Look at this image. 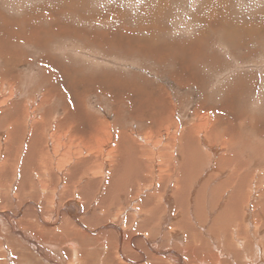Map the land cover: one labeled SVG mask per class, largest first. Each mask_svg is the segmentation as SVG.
<instances>
[{
    "label": "bare ground",
    "instance_id": "1",
    "mask_svg": "<svg viewBox=\"0 0 264 264\" xmlns=\"http://www.w3.org/2000/svg\"><path fill=\"white\" fill-rule=\"evenodd\" d=\"M55 5L57 6V4ZM69 6L68 9L71 10L72 8ZM156 7L158 6L156 5ZM25 9L21 8L17 11L20 13L23 10L24 14V11L27 10ZM34 12L37 16L41 13L48 17L55 16L53 11L46 9H43L41 13L39 9L34 10ZM27 16L29 17V20L26 19L27 23L35 22L36 19L40 18L37 16L35 18L31 13ZM2 18L4 19L3 15ZM58 19H55V24L62 18ZM27 23L25 24L27 25ZM211 23L210 25H212ZM4 24L7 25L6 22ZM16 25L18 26V20L12 26L15 27ZM60 27L62 26L60 25ZM45 29L41 31L47 34ZM82 33L80 32V34ZM25 37L31 43H35L39 38L35 30L29 32L28 36ZM57 37H60V34ZM130 38L132 37L130 36ZM141 40L144 38L141 37ZM6 44L3 46H8V43ZM4 49L7 47L2 49L5 52ZM171 57L173 62L174 57ZM4 58L3 61L6 60ZM8 58L10 59V57ZM51 58L53 59V57ZM49 66L51 69V64ZM177 68L179 69V67ZM53 70L55 69L53 68ZM59 73L60 71L58 77H60ZM65 73H63L64 76ZM49 74L46 75L50 76ZM99 77L102 76L99 75ZM108 77L113 78L109 75ZM115 78L118 79V77ZM88 80L86 79L87 82ZM119 80L121 81V79ZM61 81L64 80L61 79ZM114 81L115 79L108 83L114 84ZM96 83L98 81L94 84L97 85ZM108 83L106 82V84ZM83 84L85 85V83ZM83 84L82 86H84ZM88 84L90 83L88 82ZM116 84H118L117 81ZM106 87L108 86L106 85ZM80 88L82 89V87ZM91 89L94 90L93 87ZM139 89L141 88L139 87ZM148 90L146 89V91ZM133 91L135 90L133 89ZM87 94L89 95V93ZM115 94L117 95L118 92ZM144 95L146 94L144 93ZM54 97L56 95L54 96L48 90L42 94L40 101L42 104L48 102L52 104ZM117 101L119 102L118 98L113 103H117ZM135 101L137 103V100ZM5 102L0 100L1 115L13 112V108H17L19 105L13 103L15 106L9 105L8 109H4ZM171 104L173 103L170 102L169 106L172 108ZM50 106L52 105L48 104V107ZM152 106L151 104L148 108ZM24 107L17 116L9 117L11 118L10 122L0 124V139L3 136L7 141L5 142L7 145L0 142V149L4 148L3 152H0V222L2 224L0 226V238L4 242L8 239L10 250H13L9 252L14 261L19 262L27 258L22 257V250L21 252L20 249L19 251L16 250L17 246L12 242L14 237L7 236L8 232L9 234L13 232L16 244L20 246H23L22 242L25 246L27 244V247L29 246L31 250L48 262L53 259L50 257L49 251L57 250L59 252L65 251L64 258H67L70 264H87L93 260L92 258L96 259L97 257L98 261L102 260L100 264H226L228 263L225 262L226 258L232 260L231 264H236L238 261L239 264H264V206H262L264 202L261 205L262 209L259 205V208L257 207V201H260L263 196L258 195L259 187L257 185V187L251 188L244 183L245 176H249L246 174L247 172H254L255 170V172L261 173L260 170L264 167V155L253 151L257 147V145H253L255 143H250V145L245 141L243 143L245 145L240 148L239 145H242V140L232 144L231 139L228 140L225 137L226 140H223L225 148L221 152V148L218 147L220 141L217 142L220 139L219 135L216 136L215 133H207L208 131H206L207 135L202 136L201 133L199 134L202 126L198 127L197 125L195 132L189 131L193 137L199 135V144L185 154V151L182 150L183 146L180 145L181 138L184 137L179 136L178 132L172 134L169 138L170 141L167 138L170 146L164 147L165 140L162 139H155L156 141L151 143V140L149 141L151 137L143 141L144 138L128 136L123 132H116L115 135L113 124L101 121L102 119L99 118L96 119L95 116L86 117L83 121H76L72 117L65 116L54 122L52 118L43 117L47 112L43 113L42 117H37L36 114L38 113L35 114V111L41 110L42 105H35V107L24 105ZM144 108H141L142 112ZM154 109L156 110V108ZM174 110L173 108L168 119L164 116V118L159 119L161 129L165 128L169 131L171 126H175L176 130H179L180 126L178 122H175ZM197 112L199 113V111ZM30 113L35 115L30 117ZM4 117L7 118V116ZM2 119L3 117H0V123ZM85 126L89 128L88 133ZM15 137L19 138L20 141L16 152L18 155L13 156L10 155L9 149L13 145L8 140ZM38 138L40 140H37ZM48 138L52 140L51 146L54 149V157L50 155ZM148 146H152L151 149ZM250 146L254 148L251 147L250 149ZM71 149L74 151L73 154L70 153ZM151 150H154L153 153ZM84 153L87 154L85 157H83ZM216 158L218 160L214 163ZM74 159L77 160L75 164L73 163L75 162ZM100 160L102 161L99 163ZM20 163H22L21 166ZM24 164L31 166V172L25 171L29 175L27 183L22 182V180L17 181L18 172L23 170ZM24 170L27 169L24 168ZM183 170L186 174L182 172ZM211 173L214 180L209 179ZM255 175L257 173L251 174L252 178ZM183 177L186 178L183 180ZM201 197L202 199H200ZM253 203H256L255 212L250 210L252 208L249 209L250 204ZM258 204L260 203L258 202ZM198 208L209 212V215L207 213L206 218L199 217L201 210ZM6 209L12 211L6 212ZM213 212H219L214 221L211 220ZM217 224L220 225L216 226ZM188 225L194 228L192 232L189 231ZM6 231L8 232L6 233ZM137 243L142 244V246L139 247ZM1 244L0 249L3 248V242ZM29 248L27 250H30ZM27 250L26 253L33 255ZM97 250L99 251L97 252ZM26 253L24 254L26 255ZM190 254H192L193 259L188 258ZM6 255L8 254H0V259L5 260ZM0 264L3 263L0 262Z\"/></svg>",
    "mask_w": 264,
    "mask_h": 264
},
{
    "label": "rangeland",
    "instance_id": "2",
    "mask_svg": "<svg viewBox=\"0 0 264 264\" xmlns=\"http://www.w3.org/2000/svg\"><path fill=\"white\" fill-rule=\"evenodd\" d=\"M70 1L71 5L69 4ZM156 5L158 7L155 8ZM68 6L72 9H68ZM20 7L22 9L27 7V10L24 11L26 16L23 14V10L22 13L18 12L21 10ZM37 9L40 13L43 9L53 11L55 16L48 17L43 13L37 16L34 12ZM30 13L35 18L36 16L40 17L36 19V23L26 22V19L29 20L27 15ZM212 14H215V17ZM0 15V35L4 36H0V93L2 92L0 100L6 101L4 109L14 105L13 103L19 104L18 109L13 108L14 113L11 111L8 114H0V117H3L0 124L10 122L12 116H17L24 105H33L34 107L35 105H42L41 110L35 111V114L38 113L36 114L38 118L46 112L43 117L52 118L54 122L65 116L72 117L76 121H83L86 117L95 116L96 119L99 118L102 119L101 121L113 124L115 135L116 132H123L128 136L144 138L143 141L151 137L149 139L151 143L156 141L155 139H162L165 140L164 147L170 146L169 138L174 132H178L179 136L184 137L181 138L180 145L183 146L182 150L185 151V154L199 144V135L193 137L189 131L195 132L198 125V127L202 126V129L204 127L199 132L202 136L209 132L215 133L216 136L219 135L220 139L217 142L220 141L218 147L221 148V152L225 148L223 140L227 137L226 139H231L232 144L242 140V145H239L240 148L245 145L243 144L245 141L249 144L255 143L253 145H257L255 148L257 150L253 149V151L264 155V0H0ZM58 18L62 19L55 24V19L59 20ZM205 18L210 20L207 21L208 19ZM16 20H18V26L13 27L12 25ZM63 22L65 24H62ZM43 29L47 34L42 33L41 30ZM34 30L38 33L39 38L35 43H31L25 36ZM57 34H60V37H57ZM141 37L144 40H141ZM6 43L8 46H3ZM128 44L130 45L128 46ZM5 47L7 49H4V52L2 49ZM42 52L43 54H41ZM171 56L174 57V63ZM3 58L6 60L3 61ZM44 62L46 63L44 64ZM52 62L55 64L53 65ZM176 63L178 64L175 65ZM49 64H51V69H49ZM185 65H187L186 68ZM177 70L179 71L177 72ZM59 71L60 77H58ZM70 72L73 74L71 75ZM185 73L187 74L185 75ZM95 75L102 77L98 78ZM108 75L113 78L111 79ZM91 76L95 77L92 78ZM46 78L48 79L45 80ZM60 78L64 81L62 82ZM86 79H89L88 82L91 85ZM113 79H115L114 84H109L108 82H113ZM97 81L98 83L95 85L94 83ZM116 81L118 84L115 85ZM81 82L85 85L82 86ZM102 84H106L108 87ZM76 85H80L79 88ZM92 87L94 90L91 89ZM133 89L136 93H133L135 92ZM146 89L150 90L146 91ZM48 90L56 97L53 98L52 104L50 102L42 104L41 96ZM83 90L84 92H82ZM111 91L118 92V94L116 95ZM117 98L119 102L113 103L116 102ZM148 100L150 102H147ZM170 102L173 103L171 104L172 108L169 106ZM150 103L153 105L152 109L148 108ZM48 104L52 106L48 107ZM139 107H145L143 112ZM173 108L175 109V122L179 123L180 132L176 130L175 126L169 127V131L165 128L161 129L159 126V119L164 117L168 119ZM153 109L155 112L157 111V115ZM139 112H141L140 120L138 119ZM35 114L30 113V117ZM88 129L85 126L87 133ZM206 131L208 132L206 133ZM9 141L13 145L11 148L9 147L10 155H18L16 152L20 139L15 137ZM48 141L50 142L48 144L50 155L54 157V149L51 146L52 140L48 138ZM0 142L7 145L5 143L7 142L6 138L3 136ZM148 147L151 149L152 146ZM251 147L254 148L250 146V149ZM234 148L237 149V147ZM72 149L71 154L74 152ZM3 150L2 147L0 152ZM153 151L151 150V153ZM86 155L84 153L83 157ZM217 160L218 158L215 159L214 163ZM73 161L75 164L77 160L74 159ZM22 167L23 170L24 168L27 170L18 172L17 181L22 180V182L27 183L29 175L26 172H31V166L24 164ZM262 168L261 173L255 172V170L254 172H247L246 174L249 176H245L244 180V183L251 188L259 187L258 195L263 196V198L261 197L260 201H257V207L258 205L260 207L264 202V175H262L264 174V167ZM182 172L186 174L185 170ZM253 173H257V175L252 178L251 174ZM212 177V173L209 174V179L214 180ZM185 178L183 177V180ZM255 205L256 203L250 204L249 209L252 208L250 209L252 212L256 211ZM198 209L201 210L199 217L206 218L209 215V212L203 211L201 208ZM5 211L12 210L6 209ZM218 214L219 212H213L211 220L214 221ZM218 225L220 224L216 226ZM188 229L192 232L194 228L188 225ZM7 234L11 238H15L13 232ZM14 238L12 242L17 246L16 250L19 251L20 249V252L22 250V257L29 261H26L27 259H22L19 262L14 261L9 252L11 248L8 245V239L4 242L0 238V246L3 242L0 254L7 253L6 256L9 257H6L5 260L0 259L3 264H15V262L16 264H70L69 260L64 258L65 251H49V255L53 259L48 262L31 250L29 246L27 247V244L26 246L23 242V246L16 244ZM138 246L140 247L142 244H138ZM26 247L30 250H27ZM26 250L33 255L26 253ZM97 258H92L91 262L100 264L102 260L98 261ZM188 258L193 259L192 254ZM228 260L225 259V262H228L226 264H231L232 260ZM91 262L89 261L87 264H91ZM236 264H239V261Z\"/></svg>",
    "mask_w": 264,
    "mask_h": 264
}]
</instances>
